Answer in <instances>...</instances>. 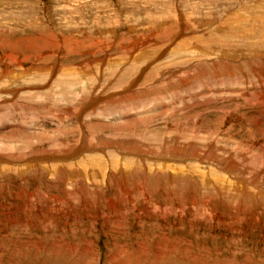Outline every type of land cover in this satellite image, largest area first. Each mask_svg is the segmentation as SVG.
Instances as JSON below:
<instances>
[{"label":"rangeland","instance_id":"1","mask_svg":"<svg viewBox=\"0 0 264 264\" xmlns=\"http://www.w3.org/2000/svg\"><path fill=\"white\" fill-rule=\"evenodd\" d=\"M239 23L260 41L264 0H0V165L35 166L0 175V264H264V76ZM112 153L141 162L80 172Z\"/></svg>","mask_w":264,"mask_h":264},{"label":"bare ground","instance_id":"2","mask_svg":"<svg viewBox=\"0 0 264 264\" xmlns=\"http://www.w3.org/2000/svg\"><path fill=\"white\" fill-rule=\"evenodd\" d=\"M66 11V10H65ZM256 15V14H255ZM255 17V16H254ZM256 17H258V16H256ZM257 19V18H256ZM260 20V19H259ZM257 21V20H256ZM240 24V25H239ZM238 24V26L236 27V30H237V28H238V32H241V38H243V40L244 41H248L247 43H245L246 45L244 46H241L240 48H238V51L239 50H241V49H244V50H242V51H244L246 54H248V53H250V52H252V50H255L256 49V52H255V54L258 56V57H260V61L259 62H257L256 61V76L260 79L261 78V76H264V51H262V50H264V36L261 38V37H259L261 40L260 41H256V42H251L250 43V40L253 38L252 37V35H254V34H252V33H254L253 31H254V29L252 28V31H251V28H250V30L248 29H246L245 28V24H242V23H239ZM245 31H247V32H245ZM250 31H251V33H250ZM232 32V31H231ZM236 33V32H235ZM258 33H261V34H264V30H259V32ZM236 34H233V33H230L229 35L227 34V35H222V36H220V35H218L219 37H222V39L223 38H225V42H223V40H222V45L223 44H225V47H229L228 49L230 50V48H233L232 46H231V40H229L230 38H234V36H235ZM237 36V35H236ZM239 36V35H238ZM228 42V43H227ZM182 44V43H181ZM241 45V44H240ZM234 47H235V45H234ZM237 47L238 46H236V50H237ZM215 49V48H214ZM232 50V49H231ZM188 51V50H187ZM186 51V52H187ZM220 51L221 52H223V53H225V51H222L221 49H220ZM233 51V50H232ZM180 52V51H179ZM207 52H208V54H212L211 56H215V54H217V53H214L213 52V50H209L208 51V49H207ZM229 52V51H228ZM241 52V51H240ZM260 52V53H259ZM232 53V52H231ZM181 54V53H180ZM203 54V53H202ZM205 54V53H204ZM227 55V54H226ZM252 55V54H251ZM181 56V55H180ZM209 56V55H208ZM219 58V57H218ZM226 58H228V57H226ZM232 58V57H231ZM213 59V58H212ZM231 61H232V59H231ZM222 63V62H221ZM108 65V64H107ZM260 65V66H259ZM209 69V68H208ZM211 69H214V68H211ZM210 70V69H209ZM66 71V70H65ZM69 71V70H68ZM229 71V70H228ZM69 73H70V71H69ZM77 75V74H76ZM68 76V75H67ZM71 79V78H70ZM84 81V80H83ZM84 84V83H83ZM46 90H48V89H46ZM56 93V92H55ZM54 94V93H53ZM255 94V93H254ZM256 98H258V99H261V100H263L264 99V92L263 93H261V92H259V93H256ZM44 101V100H43ZM168 149V148H167ZM1 150V149H0ZM184 150V149H183ZM92 151V150H91ZM139 151V150H138ZM137 151V152H138ZM94 152H96V151H94ZM107 152V151H106ZM110 152V151H109ZM112 152V151H111ZM174 152V151H173ZM176 152H178V151H176ZM97 153V152H96ZM89 154V153H88ZM98 154H99V152H98ZM113 154H116V153H112V154H110V162L108 163V164H106V163H104L103 165H102V163H103V159H101L102 157L99 155H95L94 154V156H89V157H86L87 159H83V161L78 165V166H81L80 167V169H81V171L80 172H83L82 174H84V175H87V174H89L90 176H94L95 178H97V177H100L101 179H104L103 177L105 176V178L106 177H110L111 175L113 176V178H115L114 177V174L115 173H122V175H123V173H128V172H131V171H129V170H131L132 169V167H136V168H138L137 167V164L139 163V161L140 160H134V161H131V162H134V163H131V165L130 166H128L129 165V162L127 161V158L126 157H122V159L121 158H119L118 157V155L116 156V155H113ZM171 154V153H170ZM137 155H139V154H137ZM87 156V155H86ZM121 156V155H120ZM143 156H145V155H143ZM34 157H36V156H34ZM46 157V156H45ZM56 157V156H55ZM128 157V156H127ZM31 158V157H30ZM32 158H33V156H32ZM31 158V159H32ZM133 158H134V156H133ZM138 158V157H137ZM34 159V158H33ZM38 160H36L35 161V163H37L38 164V166H36V168H38L39 167V169L40 168H44L45 170H48V172L49 173H51V174H54V172L55 171H57L59 168L58 167H63L62 169H63V172H67V173H70V170H72V171H74L75 173H78V170H76L77 169V167L78 166H74V167H72V166H69V165H62L63 164V162L62 161H60L61 163H57V161H55L54 163L52 162H50L49 164H45V163H43V161H47V160H51V158H49V159H46V158H43L42 156H40L39 158H37ZM54 159H58L57 157L56 158H54ZM69 159V158H68ZM74 159V158H73ZM105 159V158H104ZM132 159V158H131ZM130 159V160H131ZM136 159V158H135ZM143 159V158H142ZM158 159V158H157ZM53 160V159H52ZM133 160V159H132ZM5 161H8V160H5L4 158H3V164H1L0 165V175H3L4 173H7L8 171H11V170H13V172L12 173H16V174H24L27 170H30L32 167H35V166H32V163H31V160L29 159V160H26L25 162H23V163H21L20 162V164H18V167H15L14 165H12L11 163L9 164L8 162L7 163H5ZM15 161V160H14ZM24 161V160H23ZM76 161V160H75ZM78 161V160H77ZM76 161V162H77ZM150 161V160H149ZM72 162H74V161H72ZM141 162V161H140ZM159 162V161H158ZM162 162V161H161ZM171 162V161H170ZM175 162V161H174ZM15 163V162H14ZM121 163V164H120ZM126 164L127 166H125V167H122V165L123 164ZM8 164V165H7ZM39 164H41V165H39ZM43 164V165H42ZM72 164V163H71ZM157 164V163H156ZM169 164V163H168ZM72 165H74V164H72ZM154 165V164H153ZM152 165V166H153ZM17 166V165H16ZM120 166V167H119ZM140 166V165H139ZM179 166H181V165H179ZM67 167H69L68 169H67ZM161 168V167H160ZM165 168V167H164ZM147 169V168H146ZM59 170H61V169H59ZM107 170V171H106ZM182 170V169H181ZM145 171V170H144ZM162 171V170H161ZM174 171V170H173ZM157 172V171H156ZM163 172V171H162ZM168 172V171H167ZM183 172H186V171H184V170H182L181 171V174H183ZM198 172V171H197ZM72 173V172H71ZM75 173H74V175H75ZM193 173V172H192ZM213 173V172H212ZM164 174V173H163ZM117 175V174H116ZM115 175V176H116ZM80 176V175H79ZM150 176V175H149ZM78 177V176H77ZM121 177V176H120ZM125 177H126V175H125ZM205 177V176H204ZM87 178H89L88 176H87ZM111 178V177H110ZM123 178H124V176H123ZM90 179V178H89ZM107 179V178H106ZM116 179V178H115ZM125 179V178H124ZM197 179H198V177H197ZM87 180V179H86ZM90 180H92V179H90ZM105 180V179H104ZM119 180V179H118ZM116 181V180H115ZM121 181H123V180H121ZM98 182V181H97ZM117 182V181H116ZM124 183V182H123ZM123 185V184H122ZM215 186V185H214ZM123 188H124V186H122ZM118 188H120V186L118 187ZM124 189H126V188H124ZM128 189V188H127ZM68 191V190H67ZM127 191V190H126ZM215 191V190H214ZM26 192V191H25ZM128 192H126V194H127ZM69 194V193H68ZM129 194V193H128ZM127 194V199H128V195ZM60 198V197H59ZM59 198H57L58 199V201H59ZM67 198V197H66ZM47 199H48V197H47ZM61 199V198H60ZM64 199V198H63ZM107 199V198H106ZM109 199V198H108ZM107 199V200H108ZM62 200V199H61ZM65 200V199H64ZM117 200V199H116ZM115 200V201H116ZM110 201V202H109ZM108 201V205L109 206H111V207H109V208H111V210H117L118 208H117V206L116 205H114V203L112 202V200H109ZM245 201V200H244ZM148 202V201H147ZM70 203V202H69ZM124 203V202H123ZM247 205V204H246ZM122 206V205H121ZM248 206V205H247ZM159 207V206H158ZM120 208V207H119ZM124 209V208H123ZM188 213V212H187ZM42 215V214H41ZM4 216V215H3ZM46 216V215H45ZM48 216V215H47ZM1 217V216H0ZM49 217V216H48ZM2 218H4V217H2ZM33 218V217H32ZM51 218V217H50ZM54 218V217H53ZM36 219V218H35ZM114 219V218H113ZM10 220V219H9ZM37 220V219H36ZM49 220H51V219H49ZM5 221V220H4ZM39 221V220H38ZM1 222H2V220H1ZM36 222V221H35ZM55 222V221H54ZM119 222V221H118ZM6 223V222H5ZM38 224V223H37ZM47 224V223H46ZM121 226V225H120ZM45 229V228H44ZM46 229H47V227H46ZM160 252H158V254H159ZM116 259H118V258H116L115 256H112V257H110V259H109V263L110 264H120V262H118V260H116ZM124 262V261H123ZM123 262H121V263H123ZM108 263V262H107Z\"/></svg>","mask_w":264,"mask_h":264}]
</instances>
